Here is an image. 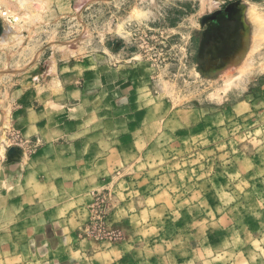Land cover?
Returning a JSON list of instances; mask_svg holds the SVG:
<instances>
[{"label": "rangeland", "instance_id": "374dc122", "mask_svg": "<svg viewBox=\"0 0 264 264\" xmlns=\"http://www.w3.org/2000/svg\"><path fill=\"white\" fill-rule=\"evenodd\" d=\"M41 92L103 119L102 228L46 238ZM54 263L264 264V0H0V264Z\"/></svg>", "mask_w": 264, "mask_h": 264}, {"label": "crops", "instance_id": "0c3cea01", "mask_svg": "<svg viewBox=\"0 0 264 264\" xmlns=\"http://www.w3.org/2000/svg\"><path fill=\"white\" fill-rule=\"evenodd\" d=\"M45 92H41L42 95L39 99L44 104V107L41 108L43 121L41 124L39 123L37 126H34V130L40 131L41 134L39 135L46 143L45 147L39 153L43 163L40 170L38 166L36 168V172L34 173L36 179L34 178V174L29 170L30 172L26 176L25 181L26 184L29 185L34 180L35 184L39 185L42 183V185L39 186L44 187V183L47 182V177L43 175L45 172H48V169L53 176L58 175V178L54 177L52 180V190L56 192L52 196H55L57 203L51 206V211L48 210L51 214L56 212L58 217L54 219V225L52 224L45 230L46 238H48L58 237L57 234H54V227L68 220V218H66L67 216H70V223H82V225L80 224L79 230L81 229V231H83V227H85L88 222L86 219L87 215H92L91 208L93 196H90V192L97 190L99 191L97 193H101L103 189L107 188L106 181L103 180V175L113 169L114 166L108 158L107 162H103V119L98 120L100 125L98 133L93 129V120H91V118L85 121L86 125L83 126L84 129L81 128L82 124H79L80 121L78 119L73 122L63 120L64 117L60 118V114L57 118L55 117L56 119L54 118V120H51V110L54 109V106L63 108L64 102L62 101L63 99L60 100V98L52 97L49 94V96H45ZM83 104H85V101ZM74 109L72 108L69 110L73 111ZM64 115L65 114H63V116ZM70 128L73 129L71 130ZM30 129L33 130L32 127ZM61 139H66V143L61 144ZM115 153L117 155L118 151L116 150ZM10 167V169L13 170H18V168L21 170V167L16 165H11ZM39 176L43 178V181L38 179ZM21 178H23V176H21ZM24 186L23 184V187ZM15 188L21 190L22 185ZM61 190L65 191L66 193L64 192L63 195L66 194L67 196V200H65V202L62 201V203H65L63 206L59 193ZM22 194L21 192L17 195V199L10 202L12 210L18 206L27 208L28 206L36 204V200L28 198V195H26L27 199H23L24 195ZM68 196L70 197L68 198ZM42 201L43 200L40 202ZM85 220H87V222L83 223ZM52 233L54 234L53 236H51ZM57 249L58 246L52 249V251L54 252ZM77 253H80V251ZM83 256H85L84 253ZM95 256L102 257L103 254H97Z\"/></svg>", "mask_w": 264, "mask_h": 264}, {"label": "built area", "instance_id": "2783aa9c", "mask_svg": "<svg viewBox=\"0 0 264 264\" xmlns=\"http://www.w3.org/2000/svg\"><path fill=\"white\" fill-rule=\"evenodd\" d=\"M102 194L100 193H96L94 195V201H93V204H92V212L96 215V219L95 220H98L96 221L97 223L100 224V227L102 228V225H101V220L103 218V196H101ZM93 223V222H92ZM96 229V226H95V223L87 228V231L88 232H94ZM98 231H100L102 233L103 230L101 229H98Z\"/></svg>", "mask_w": 264, "mask_h": 264}, {"label": "bare ground", "instance_id": "6f19581e", "mask_svg": "<svg viewBox=\"0 0 264 264\" xmlns=\"http://www.w3.org/2000/svg\"><path fill=\"white\" fill-rule=\"evenodd\" d=\"M6 36V35H5Z\"/></svg>", "mask_w": 264, "mask_h": 264}]
</instances>
